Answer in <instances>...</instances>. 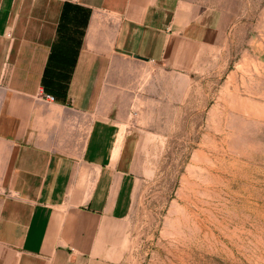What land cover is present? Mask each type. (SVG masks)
<instances>
[{
	"label": "crops",
	"instance_id": "obj_1",
	"mask_svg": "<svg viewBox=\"0 0 264 264\" xmlns=\"http://www.w3.org/2000/svg\"><path fill=\"white\" fill-rule=\"evenodd\" d=\"M242 2L0 0V264L126 262L137 125L223 58Z\"/></svg>",
	"mask_w": 264,
	"mask_h": 264
},
{
	"label": "rangeland",
	"instance_id": "obj_2",
	"mask_svg": "<svg viewBox=\"0 0 264 264\" xmlns=\"http://www.w3.org/2000/svg\"><path fill=\"white\" fill-rule=\"evenodd\" d=\"M236 20L223 58L137 125L124 264H264V0Z\"/></svg>",
	"mask_w": 264,
	"mask_h": 264
},
{
	"label": "built area",
	"instance_id": "obj_3",
	"mask_svg": "<svg viewBox=\"0 0 264 264\" xmlns=\"http://www.w3.org/2000/svg\"><path fill=\"white\" fill-rule=\"evenodd\" d=\"M42 98L44 101L48 102V103H53L54 102V97L49 95V94H43Z\"/></svg>",
	"mask_w": 264,
	"mask_h": 264
},
{
	"label": "water",
	"instance_id": "obj_4",
	"mask_svg": "<svg viewBox=\"0 0 264 264\" xmlns=\"http://www.w3.org/2000/svg\"><path fill=\"white\" fill-rule=\"evenodd\" d=\"M136 58L142 59V58H140V57H136ZM143 60H145V59H143Z\"/></svg>",
	"mask_w": 264,
	"mask_h": 264
}]
</instances>
